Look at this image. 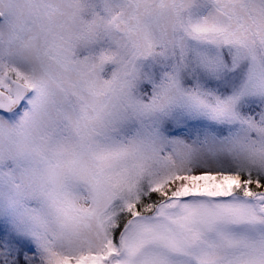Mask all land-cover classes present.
<instances>
[{"label": "snow or ice", "instance_id": "snow-or-ice-1", "mask_svg": "<svg viewBox=\"0 0 264 264\" xmlns=\"http://www.w3.org/2000/svg\"><path fill=\"white\" fill-rule=\"evenodd\" d=\"M0 264H264V0H0Z\"/></svg>", "mask_w": 264, "mask_h": 264}]
</instances>
